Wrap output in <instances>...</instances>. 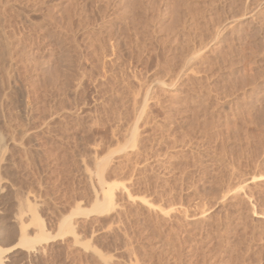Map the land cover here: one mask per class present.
Instances as JSON below:
<instances>
[{
	"label": "rangeland",
	"instance_id": "374dc122",
	"mask_svg": "<svg viewBox=\"0 0 264 264\" xmlns=\"http://www.w3.org/2000/svg\"><path fill=\"white\" fill-rule=\"evenodd\" d=\"M23 228L57 237L0 264H264V0H0V248Z\"/></svg>",
	"mask_w": 264,
	"mask_h": 264
},
{
	"label": "bare ground",
	"instance_id": "6f19581e",
	"mask_svg": "<svg viewBox=\"0 0 264 264\" xmlns=\"http://www.w3.org/2000/svg\"><path fill=\"white\" fill-rule=\"evenodd\" d=\"M186 71H188V70H184V73ZM147 102H148V97L146 96L145 101H144V106L142 108L143 112H144V109L147 106ZM140 118H141V116H140ZM138 129H139V127H138V122H137V123H135V126L133 127V130H132V133H131V135H132L131 143L132 142L133 143L137 142V137H138V134H139L138 133ZM133 148H134V146H133ZM100 170H102V169H100ZM103 170H102V172H104ZM101 181L102 182L105 181L103 176H101ZM110 192H111L110 189L109 190H104L105 195H109ZM111 209H112L111 208V203H107L106 200H105L104 202H97V204L93 205L92 209H90V210L77 208L73 212L72 215H81V216H89L90 214L103 215L104 213H108ZM71 216H68V217H71ZM67 219L68 218H64L62 223L65 224L67 222ZM56 237L57 236H50V235L45 234V233H40V234L36 235L35 237H30L29 234L25 231V228H23L22 233H21V237L19 238V242L15 244L16 246L8 248V249L0 248V263L2 262V255L5 254V253H8V252H11L14 248L18 247V248H24V249H26L28 251H34V250H36L38 245H41L43 243H48L51 240L56 239Z\"/></svg>",
	"mask_w": 264,
	"mask_h": 264
},
{
	"label": "trees",
	"instance_id": "16d2710c",
	"mask_svg": "<svg viewBox=\"0 0 264 264\" xmlns=\"http://www.w3.org/2000/svg\"><path fill=\"white\" fill-rule=\"evenodd\" d=\"M34 258H36V257H34ZM34 258H33V260H34ZM25 264H30V262H26Z\"/></svg>",
	"mask_w": 264,
	"mask_h": 264
},
{
	"label": "water",
	"instance_id": "95a60500",
	"mask_svg": "<svg viewBox=\"0 0 264 264\" xmlns=\"http://www.w3.org/2000/svg\"><path fill=\"white\" fill-rule=\"evenodd\" d=\"M18 242H19V238H18V240L15 242V244L18 243Z\"/></svg>",
	"mask_w": 264,
	"mask_h": 264
}]
</instances>
